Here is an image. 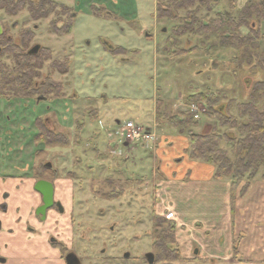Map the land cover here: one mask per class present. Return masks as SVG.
Wrapping results in <instances>:
<instances>
[{
	"label": "rangeland",
	"instance_id": "obj_1",
	"mask_svg": "<svg viewBox=\"0 0 264 264\" xmlns=\"http://www.w3.org/2000/svg\"><path fill=\"white\" fill-rule=\"evenodd\" d=\"M55 1L74 8L75 17L69 34L62 36L53 32V15L28 24L25 21L28 14L24 10L12 20L17 21L16 37L27 23L35 31L30 46L39 44L52 50L53 56L40 68L41 75L37 82L52 74L53 80L63 82L66 96L46 101L37 100V96L15 99L8 103L7 110L0 108V114L7 111V117L11 116L12 119L11 130L6 134L8 136L0 140V155L5 157V163L0 166V175L16 171L17 176L25 179L26 175L23 174L29 175L32 172L30 165L40 159L46 165L51 164L64 178L57 180V183L67 185V189L62 188L67 206L71 204L68 183L72 182L75 206L81 205V211L87 209L88 213L85 214L88 216L103 215L106 221L123 222L130 234H142L147 240L146 230H160L154 224L153 213L156 211L177 222L179 229L175 230V236L190 256V242L196 238L202 246L201 255L225 258L227 250L224 249L233 245L234 230L232 232L230 223L226 231H222L223 214L217 194L218 189L221 191L220 184L225 181L231 183L230 178L213 180L216 187H208L207 181H203L206 185H200V181L192 180L187 173L179 180L188 183V187L181 194L176 192L177 185L174 188L171 184L176 174L172 168H163L162 163L164 157H167V166L164 167H172L170 165L175 164L176 160L179 162L182 155L176 153L183 144L180 147L178 142L170 140L160 149L156 145L163 134L183 138L184 144L187 143V136L167 120L159 125L156 121V101L162 100L163 113L182 119L188 112L192 113L189 108L191 104L187 105L185 100L200 91L215 92L218 105L232 104L231 101L235 104V100L245 102L249 100V88L264 78V71L258 68L255 72H251V68L242 69L235 78L233 58L239 51L232 47H218L209 51L205 45L211 41L204 42L202 36L194 33L179 37L178 47L198 46L197 51L168 57L165 42L172 35L173 27L181 21L157 18V0ZM245 1L237 0V8L242 7ZM92 5L106 6L116 12L117 17H98L91 12ZM227 8V1L222 0L215 10H204L200 14L207 15L209 19L216 16V11ZM185 13L182 12L183 15ZM11 18L0 10L1 20L9 21ZM118 47L127 51L113 54L111 50ZM54 59H69V71L63 73L55 70L51 66ZM245 80L250 81L249 88ZM194 103L201 108L199 119H195L197 123L186 128V131L210 130L216 122L211 116V108L205 102ZM38 117L49 119L48 124L55 131L67 133L70 143L67 146L40 145L38 139H34L38 129L33 125V120ZM128 120L155 132L156 141L137 144L125 141L120 127ZM80 124L82 129L77 137L76 130ZM227 129L222 127V130ZM39 149L43 152L37 158ZM24 165L27 167L21 168ZM210 166L215 169L213 165ZM69 172L75 173V176L70 177L72 174ZM263 175L264 167H261L247 193L236 200L232 213L233 216L243 215L242 220L249 225L245 228L248 239L243 240L242 247L248 249L247 255L253 258L255 264H264ZM11 181L17 183L23 180ZM96 187L104 192L123 193L118 200L105 202L100 194L93 192ZM79 213L75 215L80 223L83 222V215ZM236 243L235 237L234 245Z\"/></svg>",
	"mask_w": 264,
	"mask_h": 264
},
{
	"label": "trees",
	"instance_id": "obj_2",
	"mask_svg": "<svg viewBox=\"0 0 264 264\" xmlns=\"http://www.w3.org/2000/svg\"><path fill=\"white\" fill-rule=\"evenodd\" d=\"M0 1V6L4 7L9 13L19 11L26 4L25 0ZM221 1H156L155 14L157 18L181 21L180 24L173 27L172 35L165 42L164 47L167 56L173 58L197 51L198 46L178 47L179 37L187 33H194L202 36L204 42L205 40L211 41L205 45L209 51L218 47H232L239 51L233 58L236 65L233 72L235 78H238L242 69L251 68L250 71L255 72L258 68L264 71V53L261 47L262 42L259 39V30L251 27L252 20H254L253 9L256 8L255 3L250 0L238 9L237 0H226L228 8L225 11H216L215 17L207 19V15L200 14L204 10L207 12L215 10L221 4ZM28 3L32 17L35 20L53 15V13L55 15L59 14L57 5L51 0H29ZM183 11L186 12L185 15L182 14ZM93 13L98 17H117L116 12L108 11L100 6L94 8ZM65 28L69 27H62L61 29L56 27L53 31L59 34L70 32V29ZM33 33L29 29L22 33L24 46H17L12 43L6 45L7 47L4 49V58L0 60V98L5 101L10 102L15 99H26L35 96L37 98L42 97L45 100H55L66 96L63 82L53 80L52 74L45 76L42 82H37L36 79L41 75L40 68L53 55L49 47H41L35 54L29 53V40ZM125 51L127 49L122 47L111 50L113 54ZM51 66L60 72H68L70 60L54 59ZM245 83L249 88L250 81L245 80ZM249 90L250 93L247 91L249 100L245 102L235 100V104L231 101L232 104L227 102L218 105L219 101L217 95L214 94L215 92L200 91L198 94L188 96L185 100L187 105L194 102H205L212 110L211 116L216 119L210 130L201 132L186 131V128L197 123L192 113L188 112L183 119L176 115H169L167 112H162V100L158 99L156 101V121L160 124L163 120H167L169 124L178 128L180 133L187 136L184 152L188 154L189 158L193 161L213 165L215 167L211 175L213 180L230 178L232 210L238 197L247 193L260 168L264 167V78L255 82ZM259 100H261V103H259ZM36 123L39 126L37 137L46 145L67 146L70 143L67 133L57 132L54 128L46 126L42 118H37ZM222 127L229 129L222 130ZM81 129L82 124L76 130L77 137H79ZM104 191L99 190L97 193L107 198H119L123 193L122 191L119 193ZM153 216L155 217L154 224L163 227L161 231L164 232V236L171 237L174 240L175 222L155 211ZM170 253L172 255L168 256L171 259H179V250Z\"/></svg>",
	"mask_w": 264,
	"mask_h": 264
},
{
	"label": "flooded vegetation",
	"instance_id": "obj_3",
	"mask_svg": "<svg viewBox=\"0 0 264 264\" xmlns=\"http://www.w3.org/2000/svg\"><path fill=\"white\" fill-rule=\"evenodd\" d=\"M51 1L57 5V10H59V14L55 15L53 13L54 18H52L51 25L59 29L69 27L71 32L75 17L74 8L55 0ZM248 1L250 0H246L242 7ZM25 2V6L14 13H9L4 7L0 6V10L9 17H13L9 21L0 19V60L4 58L3 52L8 45L13 43L17 46H24V37H22L24 31L29 29L35 33L33 29L27 26V23L29 24L30 21L36 20L32 17L31 8L28 3L29 0H25ZM253 2L256 8L253 9L254 20H252L251 27L259 30V39L262 42L261 47L264 53V0H253ZM97 6H91L92 13ZM100 7L112 11L106 6ZM242 7H238V9ZM24 10L28 14V18L25 19L27 23L24 29L21 28L19 37H16L14 31L18 29L16 25L17 21L16 19H12ZM50 16L48 15L37 20L47 19ZM53 32L59 35V33ZM34 33L29 40V53L31 54L37 53L42 47L39 44L30 46L35 36ZM35 46H39V49L33 53L32 50ZM37 100L45 99L38 97ZM8 103L10 104V102L0 98L1 109H6L9 106ZM11 121V116L7 117V111L0 114V140L4 136H8L6 134L11 130ZM43 122L49 127L48 119H43ZM33 125L37 127L39 132L36 120H33ZM35 138L38 139L40 145L48 146L37 137V134L34 135ZM42 152L43 150L41 149L37 150L36 157L38 158ZM1 158L0 156V166L1 163H5V157ZM25 165L30 164L26 163ZM25 165L21 166V168H26L27 166ZM32 165L34 166L31 167ZM32 165H30L32 172L29 175L24 172L25 174L23 175H26L25 179L23 176H17L15 174L16 171L14 173L10 171L11 174L5 173V175H0V187H8L0 193V234H10L13 236L11 244L4 241L3 248L0 246V264H7L9 262L8 255H4V248H10L13 252L14 260L15 258L17 261L23 259L22 261H27V264H255L253 258L247 255L248 249L242 247L243 240L248 239L246 235L248 231L245 228L249 227L242 220L244 217H241V220L239 219L240 216H233L232 218L231 229L232 232L234 230V233L233 245L230 249L232 255L230 257L222 258L213 257L208 254L201 255L202 246L196 238L191 239L190 253L192 255L190 256L184 248L182 249L183 244L180 243L177 236H175L174 240L171 237L164 236V232L161 231L162 226H157L160 230L155 231L152 228L146 230L145 235L148 237L145 240L142 234L139 236L134 233L130 234L123 222L119 223L116 221L114 223V221H106L103 215L88 216L85 214L88 213L87 209L81 211V205L75 206L76 199L72 182L68 183L71 191L69 199L71 204L67 206L64 193H62L65 191L62 188L67 189V185L65 183H57V180L64 179L61 178L60 173L55 171L51 164L46 165L40 159L36 163L33 161ZM5 167L8 168L7 166ZM10 168L18 169L16 166H10ZM69 173L70 175L72 174L71 176L69 175L70 177L75 176V173ZM19 178L23 181L17 183L11 181L12 179L15 181ZM39 181H49L52 184V200H45L44 194L36 188V184ZM45 191L47 190L45 189ZM98 191L99 187L93 189V192L96 194ZM3 192L5 193L4 198ZM23 192L24 196H22ZM118 199L102 197L101 200L110 202ZM76 212L82 213L83 222H77ZM101 213L103 214L104 211H101ZM162 216L173 220L175 222V230L179 229L174 219L166 215ZM100 235H102L101 238H99ZM235 237L237 243L234 245ZM175 250H179V259H171L169 257L172 255L170 252ZM24 251L28 253L27 257L22 255ZM42 251H45L47 258H45V262L40 263L38 256H41L40 253ZM243 256L248 259L244 260Z\"/></svg>",
	"mask_w": 264,
	"mask_h": 264
},
{
	"label": "crops",
	"instance_id": "obj_4",
	"mask_svg": "<svg viewBox=\"0 0 264 264\" xmlns=\"http://www.w3.org/2000/svg\"><path fill=\"white\" fill-rule=\"evenodd\" d=\"M70 58V57H68ZM160 125V124H159ZM161 126V125H160ZM34 133V132H33ZM179 137L177 136H173V138L170 136L168 137V135H162V138L161 141L159 142L158 145H156L157 148H161L163 147L162 144H166L167 142H169L170 140L171 141H176L178 142V145L180 147H182V144H183V147L181 149H179V151L176 153L178 155H182V158L179 160V162L176 160L175 164L173 163L172 167H164L167 166L166 165V160H167V157H164V161L162 164L163 165V168H166V170L168 168H172V172H175L176 174V179L171 183L174 188H175V185H177V187L175 188L176 192H179L180 194L183 192L182 190L185 188V187H188V183H182L180 182L179 178L182 177V175H188L187 173L190 174L192 180L194 179H197L198 181H200V185H206L203 181H207L208 183V187H212V186H215L217 184L212 183L213 179L211 177L212 173H213V169L211 168L210 165H207L205 163H200V162H196V161H193L189 158L188 154L184 152V148L186 147L185 144H184V140L183 138L181 139H178ZM183 141V142H182ZM2 152V151H1ZM157 152L159 153L160 150L157 149ZM2 155V154H1ZM0 155V156H1ZM196 163V164H195ZM216 181H219V180H216ZM194 185V184H193ZM182 186V188H181ZM230 182H222L220 184V187H221V191L220 189H218V194H217V197H218V200L220 201L221 200V210H222V216L221 218H223V222H222V225H221V228H222V231H226V227L230 225L231 221H232V218H233V210L231 209V196H230ZM218 187V186H217ZM8 187H0V193L2 190H5L7 189ZM176 198V197H175ZM209 199V198H208ZM210 200V199H209ZM220 204V203H219ZM171 212V211H170ZM170 212L168 213V215L170 214ZM240 216V220H241V217L243 218L244 216L243 215H238ZM250 217V216H249ZM227 233H225V236H226ZM12 235L8 234H4V235H1L0 234V246L3 248V242L6 241L8 243H12ZM227 237V236H226ZM232 246H225V249L224 250H227V252H225V258H228L232 255V252L228 253V250L231 249ZM231 251V250H230ZM3 252H4V255H8V258H9V262L7 264H27V261H17V259L15 258V260L13 259L14 258V255H13V252L10 250V248H7V249H3ZM27 252H22V255L23 256H26L27 257ZM41 256H38L39 259H40V263H43L45 262V258H47L46 254H45V251H42L40 253Z\"/></svg>",
	"mask_w": 264,
	"mask_h": 264
},
{
	"label": "built area",
	"instance_id": "obj_5",
	"mask_svg": "<svg viewBox=\"0 0 264 264\" xmlns=\"http://www.w3.org/2000/svg\"><path fill=\"white\" fill-rule=\"evenodd\" d=\"M189 108L193 113L194 119H199V112L201 111L199 105L192 103ZM120 132L124 135L125 141L136 144L140 142L153 143L157 139L155 132L147 130L146 127H142L132 120L124 122L120 127Z\"/></svg>",
	"mask_w": 264,
	"mask_h": 264
},
{
	"label": "water",
	"instance_id": "obj_6",
	"mask_svg": "<svg viewBox=\"0 0 264 264\" xmlns=\"http://www.w3.org/2000/svg\"><path fill=\"white\" fill-rule=\"evenodd\" d=\"M39 49V46H35L34 49L32 50L33 53L37 52V50ZM36 188L41 191L44 196H45V200L47 199H51L52 200V184L49 181H39L36 184ZM45 189L47 191H45ZM49 190V192H48Z\"/></svg>",
	"mask_w": 264,
	"mask_h": 264
}]
</instances>
